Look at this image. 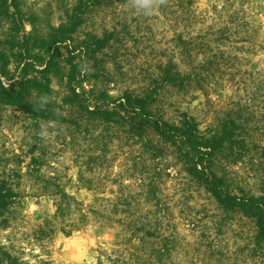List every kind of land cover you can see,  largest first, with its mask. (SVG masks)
Returning a JSON list of instances; mask_svg holds the SVG:
<instances>
[{"label":"trees","instance_id":"trees-1","mask_svg":"<svg viewBox=\"0 0 264 264\" xmlns=\"http://www.w3.org/2000/svg\"><path fill=\"white\" fill-rule=\"evenodd\" d=\"M65 4L58 22L44 26L36 13L26 12L24 0H0V23L7 25L0 36V107L16 108L35 125L41 120L63 124L71 142L77 134L97 141L113 133L119 138L122 132L155 165L170 155L222 213L216 229L221 232L231 216L248 220L250 249L245 248L252 256L264 257V144L258 143L264 139V42L251 0H214L205 8H199V0H157L154 9L169 32L164 60L147 72L142 87L127 88L118 96L106 86L121 70H111L108 64L116 58L107 56L129 38L139 40L141 25L157 14L138 12L133 0ZM95 14L98 23L91 22ZM237 76L245 95H229L233 114L215 126L202 130L192 109L180 108L179 96H208L224 81L238 84ZM53 79L62 87L55 98ZM256 101L259 106L253 104ZM238 137L244 147L251 144L259 150V163L247 186L233 181L226 170L230 164L222 161L223 146ZM156 177L145 184L144 210L130 208L137 198L117 193L111 213L99 214L122 226L112 243V264H196L191 258L173 259L180 235L158 194ZM55 187L51 194L56 197L57 217L76 205L83 212L82 203ZM14 195L8 179H0L3 228ZM88 213L98 215L93 206ZM0 264L31 263L2 245Z\"/></svg>","mask_w":264,"mask_h":264},{"label":"rangeland","instance_id":"rangeland-1","mask_svg":"<svg viewBox=\"0 0 264 264\" xmlns=\"http://www.w3.org/2000/svg\"><path fill=\"white\" fill-rule=\"evenodd\" d=\"M68 1L24 0L26 12L36 13L44 26L45 22H58L57 16L62 14ZM212 1L199 0V8L207 7ZM251 3L261 24L260 39L264 42V1L251 0ZM154 10L156 18L141 25L139 40L129 38L124 47L116 46L107 56L112 60L116 58L108 67L121 70L115 81L106 86L115 96L127 88L142 87L140 82L145 80L146 74L164 60L169 32L161 15ZM98 20L95 14L91 22L98 23ZM6 26L0 23V36L7 32ZM146 27L151 28L150 32ZM25 28L31 29L27 23ZM234 80L239 83L224 81L208 96L196 92L194 100L189 96L177 97L181 101L180 108L192 109L202 130L207 125L215 126L232 113L229 95H245L239 76ZM52 87L53 98L58 97L61 85L53 79ZM253 104L260 105L257 101ZM113 134L110 139L102 137L97 141L89 135L77 134L73 143L63 124L41 120L35 125L16 108L0 107V179H8L15 194L6 215L7 228L2 227L0 218V247L5 246L31 264L44 261L48 264H112L111 251L116 248L112 243L122 226L99 214L111 213V203L117 193L137 198L130 208L144 210L145 184L152 176H158V194L180 235L181 245L173 253L174 260L191 258L196 264H263L261 254L252 256L245 248L250 249L246 239L251 228L248 220L231 216L234 218L218 231L216 221L222 213L174 158L165 156L155 165L141 154L139 145H133L127 134L121 132L119 138L118 133ZM243 143L240 137L230 139L221 154L222 161L230 164L226 170L233 181L247 186L249 174L257 169L259 150L251 144L245 148ZM258 143L264 144V139ZM56 185L82 203L84 213L80 212L81 206L76 205L57 217L56 197L51 194ZM90 206L98 215L88 213Z\"/></svg>","mask_w":264,"mask_h":264},{"label":"clouds","instance_id":"clouds-1","mask_svg":"<svg viewBox=\"0 0 264 264\" xmlns=\"http://www.w3.org/2000/svg\"><path fill=\"white\" fill-rule=\"evenodd\" d=\"M157 6V0H133V7L142 14L149 15Z\"/></svg>","mask_w":264,"mask_h":264}]
</instances>
